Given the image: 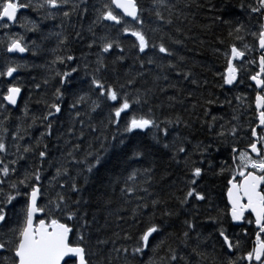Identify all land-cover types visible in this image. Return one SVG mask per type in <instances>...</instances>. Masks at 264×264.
<instances>
[{
  "label": "snow or ice",
  "instance_id": "obj_1",
  "mask_svg": "<svg viewBox=\"0 0 264 264\" xmlns=\"http://www.w3.org/2000/svg\"><path fill=\"white\" fill-rule=\"evenodd\" d=\"M235 7L229 0H219V7L209 0L207 10L212 13V24L225 27L230 42L226 44L217 39L218 46H212L211 50L215 57L222 58V71H214L212 67L207 71L219 82L221 89L227 87L231 92L246 87L255 93V118L247 128L241 123L242 112L246 110L243 102L247 97L241 94L234 96L240 112L233 108L231 120L220 123L219 127L217 124L223 117L213 116L210 109L216 104L221 107L227 104L232 108V100L226 97L220 101L211 92L207 96L201 92L191 104L196 113L192 120L184 119L180 114L165 115L163 119L157 115L156 109L163 107L152 103L157 91L175 90L176 95L167 97V107L172 109L176 103L183 104L195 95L191 91L185 94L182 81L197 87L209 84L207 79L200 81L191 68L183 67L186 58L178 56L168 46L183 45L184 40L190 38L176 24L182 17L187 20L189 12L178 9L168 0H151L147 8L139 0H103L100 7H94L95 20L88 28L92 39L87 47H98L99 52L95 53L94 62H88L87 54H84L83 70L88 79L73 78V74L80 71L76 57L57 55L51 65L73 62L77 66L60 72L49 65L54 74L44 78L42 84L47 88L50 80L57 82L52 86L51 95L45 93L36 101L43 104L44 111L29 116L25 106L22 117H17L18 122L11 131L3 121L10 118L9 106H18L24 90L18 71L26 65L5 60L0 69V78L6 85L0 87V115H9H3V121H0V264H117L121 260L122 264L136 261L139 264H192V257L198 258L200 264L207 259L208 254L202 249L208 248L209 241L215 254L212 264H264V0H239L238 11ZM193 8L203 10L204 4L200 0L184 4V9ZM22 9H31L35 18L18 15ZM87 11V6L80 11V5L72 0H0V29L4 30L0 44L5 45L7 53L31 52L36 56L42 50V42L54 37L57 48H63L71 35L65 32L66 23L70 24L73 13L83 17ZM145 13L155 17L157 27L146 29ZM56 21L59 24H55ZM48 22H53V27L60 30L45 33ZM97 24H103L107 29L98 37L93 30ZM14 26L22 31L12 32ZM204 27L207 30L210 26ZM166 28H173L175 36ZM113 29L117 30V38L108 34ZM27 33L37 34L41 43L26 39ZM121 35L134 38L127 52L121 46ZM248 37L252 38V44L246 42ZM75 38L83 39L80 31L75 32ZM114 49L120 54L111 61L113 72L114 66L135 50L133 60L141 69L147 64L155 65L159 70L153 75V87H136L137 79L145 75L143 71L126 72L123 83L119 79L108 83L104 76L108 71L104 54H111ZM56 50L54 48L52 52ZM150 51L153 55H149ZM252 67L258 70L249 73L247 69ZM168 71L175 73L176 82L170 81ZM42 84L34 79L35 89H41ZM93 95L95 99H92ZM66 96L71 98L68 104L71 126L67 128V135L81 139L85 129L94 133L96 127L91 123V114L102 107L108 109L105 127L115 125L117 128L110 146L121 154L128 174L122 180L120 177L108 178L106 187L113 191L123 184L119 189L121 209L108 212L105 224L101 225L106 227L108 217H115L116 227L120 230L111 236L94 238L96 213L90 215L89 212L94 199L105 207L112 204L111 193L105 191L94 196L89 191L105 164V155L101 152L107 153L108 148L101 143L100 150L93 151L91 145L82 149L80 143L66 139L65 149H58L60 156L50 158L46 141L53 136L54 123L62 113ZM81 107L85 108L84 112L79 110ZM122 114L127 117L123 125ZM77 122L80 125L78 136ZM181 125L187 135L181 133ZM34 128L43 130L33 136ZM173 132L177 134L169 140ZM148 133H151L150 142L146 143L144 137ZM64 135L60 133L57 139ZM198 135H205V140L196 139ZM189 136L196 139L194 144ZM103 139L107 141L108 137ZM185 145H190L191 151ZM222 149L228 155L212 174L226 179L221 196L223 207L217 206L216 214L207 215L206 221H202V212H210L213 204L211 192L201 183L213 165L210 160L208 168L204 164L213 152L220 153ZM193 156L199 159H193ZM145 163L151 166L131 167ZM173 168L180 169L182 175L176 176ZM49 169L54 172L47 176ZM165 179L168 183L159 192L149 191L153 184L163 183ZM126 205L132 206L123 207ZM203 205L207 207L202 209ZM121 212H126L127 217ZM177 221L179 228L168 231ZM120 223L127 227L120 228ZM205 223L210 224L211 232L205 233ZM235 228L242 231H230ZM95 231L98 233L100 229ZM118 241L125 243L116 247ZM109 244L113 247L105 255L104 250ZM112 253L116 254L115 258Z\"/></svg>",
  "mask_w": 264,
  "mask_h": 264
},
{
  "label": "trees",
  "instance_id": "obj_2",
  "mask_svg": "<svg viewBox=\"0 0 264 264\" xmlns=\"http://www.w3.org/2000/svg\"><path fill=\"white\" fill-rule=\"evenodd\" d=\"M72 2L80 5V11H83V8L87 6L88 11L84 16H79L76 13H73L71 17L70 24L66 23L65 25V32L66 34H71L68 44L63 48H57V41L53 37L50 40H46L42 42V50L41 52L33 56L31 52H27L24 57H19L17 55H11L5 51V45L0 44V69H2L5 60L17 62L20 64L26 65V67L21 68L18 71V76L20 82L24 86V90L22 91L21 97L18 101V106L15 108L9 107L10 110V118L8 121H3V115H9V113H4L3 115H0V121H3L4 126L7 127L10 131L14 130L15 125L17 124V117H22V110L27 106L29 110V116L35 114L40 115L41 112L44 111L43 104H37L36 101L40 98L41 95H44L45 93L48 95H51V93L54 91L53 85L56 84L57 80L52 79L50 80V85L45 88L42 84V81L44 78L49 77L53 75L54 73L50 72L49 65H51V62L55 60L57 55L64 56V55H72L77 58V61L80 62V71L78 74L74 73L73 78L79 79L82 81H86L88 77L85 76V72L83 70V57L84 54H87V61L88 62H94L96 59L95 53L99 52L98 47H93L92 49H89L87 47V44L92 39V33L88 31L89 26L91 25L92 21L95 20V11L94 7L98 8L100 7L103 0H72ZM169 3L176 4L178 9H183L184 11L189 12V16L187 20H184L183 17L181 18V21H177L176 24L180 26L185 33L187 34L189 39L184 40L183 45H172L169 44L168 46L172 48V50L178 55V56H184L186 58V63L183 65L185 68H191L195 76L200 80L203 81L207 79L209 81V84L203 87H197L192 85L189 81H182L181 86L185 89V94L189 91L193 92L195 95L192 99H186L183 104L176 103L174 105V108L169 109L167 107L168 100L167 97L176 95L175 90L168 89L164 93H160L157 91L155 93V96L153 98V105L156 104H162L163 107L160 109H156L157 115L160 116V119H163L165 115H175L180 114L184 119L192 120L195 118L196 113L193 112L191 109V104L195 101V99L199 98V95L201 92L204 93L205 96L209 92L213 93L214 96L219 97L220 101H224L227 97L228 99L232 100V108H230L227 104L223 105L222 107L219 104L213 105L210 109L211 114L213 116L223 117L222 120H220L217 124V127H219L220 123H225L227 121H230L233 115V108H237V112H240V109L237 107V102L234 99V96L236 94H241L247 97L246 100H244V105L246 106V110L242 112L241 115V123L244 124L245 128L248 127L249 123L255 118V112H254V95L255 93L248 90L246 87H241L238 89H235L233 91H228L227 87L224 89H221L218 87V81L213 79L212 74L207 71L209 67H212L214 71L220 70L222 71V64L223 60L222 58H217L212 54V46H218L216 44L217 39H222L227 44L230 42V38L227 36V29L223 26H217L212 24V13L209 12L207 9L209 7V0H200L201 3L204 4V9L197 11L195 8L188 10L184 9V4L186 2L191 3L192 0H168ZM212 2H216L219 7V0H212ZM229 2L236 6L235 10L238 11V4L239 0H229ZM139 3L144 7H149L151 0H139ZM65 10H69L66 8ZM194 13V15H192ZM167 14V13H165ZM18 15L23 16H30L31 18H35V14L32 13L31 9H26L25 11H21ZM145 21H146V29L148 27H157L158 24L155 21L154 16H148L147 13H145ZM227 18V17H226ZM243 18V17H242ZM55 24H59V21L54 22ZM110 23V22H105ZM74 26V27H73ZM204 26H210L207 30H205ZM49 30L52 31H59V28L53 27V22H48V28H46L44 31L47 33ZM96 32L97 37L100 35L105 34L107 29L103 24H97L94 26L93 29ZM166 31L172 33L175 36L173 28H166ZM12 32H19L22 31L18 27H12ZM80 31L83 39L75 38V32ZM111 38H117V30L113 29L111 32L108 33ZM150 36H152V33H149ZM158 35V34H156ZM4 37V30L0 29V39H3ZM26 39L29 41L31 40H37V43H41V41L38 39L37 34L27 33ZM121 46L125 48L126 52L130 48V45L132 41L134 40L133 37H126L121 35L119 37ZM201 41H204L203 44H201ZM246 42L249 44L253 43V40L251 37H248L246 39ZM57 49L55 53L52 52V49ZM119 50L114 49L112 50L111 54H104L106 62L108 63V71L104 73L105 78L107 79L108 83H113L117 79H119V82L123 83L124 80L127 78L125 76L126 72H131L132 74H135L138 71H143L145 75L142 78L137 79V88H146V87H153V75L157 73L159 70L155 67V65H145L143 69L140 68L138 63H135L133 60V56L135 54V50L133 52L128 53V57L119 63H117L115 67V72L112 71L113 65L111 64V61L114 59L115 56L119 55ZM149 55H153V52H149ZM163 55V54H160ZM142 59H144L143 55L141 56ZM175 62V58H172ZM53 69L56 71L64 72V71H70L71 67H76L77 64L73 62H65L64 64H61L57 62L55 65H51ZM249 73H252L256 70V67H252L247 69ZM169 76L170 81L176 82L177 77L174 72L168 71L166 73ZM16 75V74H15ZM34 79L36 83H41L42 87L41 89L37 90L34 88ZM4 79L0 78V87H5ZM161 86H163V82H161ZM85 90H87V85H84ZM31 90V91H29ZM30 97V98H29ZM180 98V97H178ZM92 99H95V96H92ZM71 103V98L69 96L65 97V102L62 103V113L58 114V119L54 123V133L50 140H47L49 150L51 152L52 159H55L60 156V151L58 149L64 150L65 144L64 141L71 140L73 143H80L82 149H88L89 145H91V149L93 151L100 150L101 149V143L104 144L105 148H108V152L104 153L101 152L102 155H105V164L104 167H102L97 173V179L96 181L89 186V191L94 194V196H100L105 191L108 193H111L112 198V204L108 207H105L103 205H99L98 202L94 199L93 200V206L89 209L90 215L91 213H96V219L97 222L93 225V234L94 238L95 236H100L101 238L111 236V234L115 231H119L116 227V221L114 216L108 217V223L106 227H101V225L105 224V216L110 211H116L121 209L122 207V200L120 199V187L123 186L121 183L120 186L115 187L114 191L111 187H106L108 183V178H116L120 177L121 180L127 176V172L124 170V164L121 160V154L117 150H113L111 148V143H114L112 141V135L117 132V128L115 125H110L105 127L107 125V112L108 109L106 107H102L101 109H98L96 112L91 114V123L95 125L96 131L93 133L89 131L88 129H85V135L81 139H77L76 136H69L67 135V128L71 126V120H70V110L68 109V104ZM187 109V111H186ZM81 112L85 111L84 107H81L79 109ZM146 110V109H145ZM199 112V109L196 110ZM201 117H202V113ZM71 115L74 116L75 113L71 112ZM131 115V112L128 114ZM127 119V117L122 114L121 116V125H123L124 121ZM211 119V117H209ZM255 126V125H253ZM196 127H199V124H196ZM79 129L80 125L77 122L75 124V130L76 135H79ZM42 128H34L32 129L31 134L33 136L39 135V131H42ZM180 131L182 134L187 135V132L183 129V126H180ZM60 133H65L64 136H62L59 140L57 139V136L60 135ZM177 133L173 132L169 136V140L172 139L173 135H176ZM131 134H128L130 137ZM206 135V134H205ZM205 135H198L196 139L205 140ZM243 135V133H242ZM104 136L108 137L107 141H104ZM150 136L151 133H148L147 136L144 137V140L146 143L150 142ZM97 137L100 139L98 140ZM10 139V138H9ZM126 143H129L128 138L126 137ZM189 139L192 140V143L194 144L196 142V139H193L191 136H189ZM134 142V141H132ZM207 142V141H205ZM131 144L129 143V147ZM243 146V145H241ZM191 151L190 145H185ZM215 147V145H214ZM227 152H225L223 149L220 153L213 152L210 157L205 161L204 167L208 168V160L211 161L213 168L209 170L208 174L204 177L202 180V184L205 187V190L210 191L213 196V204H212V210L207 213H203L201 215V220L206 221L207 215L214 216L216 214V208L217 206L222 208L223 202L221 200L222 192H223V186L226 182L225 177L222 176H214L212 173L214 171H217L220 167V164L222 161H224L227 157ZM182 158V157H181ZM193 159H199L197 156H193ZM166 159V158H165ZM230 162V161H229ZM149 164H133L132 168H141V167H150ZM47 167V165H45ZM23 170V169H22ZM131 169H128L130 171ZM172 171L176 174V176H181L182 172L178 168H173ZM54 172V169H49L47 176H50ZM157 180H159V173L156 174ZM168 183L167 179L163 183H155L152 185V187L149 188L150 192H159L162 187H164ZM102 184L104 187H102ZM140 195H143V193H140ZM75 199V197H73ZM134 200V198H133ZM132 205H126L123 207H131ZM202 209L207 207V205L201 206ZM121 215H124L127 217L126 212H121ZM183 219V217H181ZM127 225L124 223H120V228H126ZM227 227V225H226ZM179 228V221L175 222V225L173 228L168 229V231H176ZM100 229V231L97 233L95 230ZM205 233L211 232L212 228L209 223H205L204 229ZM230 231H236L240 232L242 229L235 228L230 229ZM249 233H252V229H248ZM254 238V237H253ZM122 243H125L123 241H118L116 244V247H119ZM131 245H129L130 247ZM113 247V245L109 244L105 250L104 254L107 255V250L109 248ZM217 250L219 249V244H216ZM203 251H206L208 256L207 259L200 262V264H212L213 254L212 253V242L209 241L208 248L202 249ZM151 255V253H149ZM160 255L162 256L163 253L161 252ZM113 258H115L116 254L112 253ZM147 256H144V260H147ZM192 264H198V258L192 257ZM117 264H122V260L118 261ZM134 264H139L138 261L134 262Z\"/></svg>",
  "mask_w": 264,
  "mask_h": 264
},
{
  "label": "water",
  "instance_id": "obj_3",
  "mask_svg": "<svg viewBox=\"0 0 264 264\" xmlns=\"http://www.w3.org/2000/svg\"><path fill=\"white\" fill-rule=\"evenodd\" d=\"M24 10H26V9H22L21 11H24ZM129 20L131 19V18H128ZM9 54H11V55H17V56H19V57H24L25 55H26V53H23V54H21V53H9ZM15 75V74H14ZM254 98H255V95H254ZM19 101V100H18ZM253 106H254V102H253ZM9 107H11V108H15V107H12V106H9Z\"/></svg>",
  "mask_w": 264,
  "mask_h": 264
},
{
  "label": "flooded vegetation",
  "instance_id": "obj_4",
  "mask_svg": "<svg viewBox=\"0 0 264 264\" xmlns=\"http://www.w3.org/2000/svg\"><path fill=\"white\" fill-rule=\"evenodd\" d=\"M24 11H25V10H24ZM256 70H258V69L256 68ZM256 70H255V71H256Z\"/></svg>",
  "mask_w": 264,
  "mask_h": 264
}]
</instances>
